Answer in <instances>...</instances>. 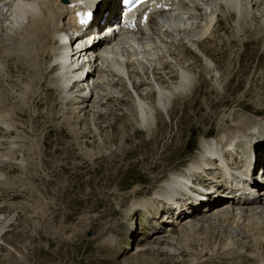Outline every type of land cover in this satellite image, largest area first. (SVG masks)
Instances as JSON below:
<instances>
[{
	"label": "rangeland",
	"instance_id": "1",
	"mask_svg": "<svg viewBox=\"0 0 264 264\" xmlns=\"http://www.w3.org/2000/svg\"><path fill=\"white\" fill-rule=\"evenodd\" d=\"M260 6L251 7V16L241 14L244 19L220 8L218 24L201 42L216 69L196 64L197 56L185 43L174 46L172 38L168 46V34L157 37L174 57L184 59L196 81L190 92L173 99L168 115L159 111L150 134L136 125L132 93L118 100L105 97L96 135L90 122L76 121L69 106L60 105L58 93L48 90L51 77L37 75L29 55L18 53L7 64L2 61L0 96L18 115L14 122L20 130L0 132V159L7 156L0 160V264H252L264 256V211L259 209L242 217L243 226L232 224V215L206 225L195 221L170 240L168 227L153 233V222L132 208L142 200L152 204L160 183L185 170L201 139L235 128L232 114L242 113L243 120L259 108L264 115ZM203 7L209 11V5ZM197 16L196 22L204 20ZM120 49L127 54L131 48ZM171 76L169 82L160 80L165 88L178 79L177 73ZM145 88L139 93L145 94ZM154 95L148 93L153 103ZM209 212L203 215L213 217ZM156 214L150 215L159 223ZM236 250L240 254L229 259L227 254Z\"/></svg>",
	"mask_w": 264,
	"mask_h": 264
},
{
	"label": "bare ground",
	"instance_id": "2",
	"mask_svg": "<svg viewBox=\"0 0 264 264\" xmlns=\"http://www.w3.org/2000/svg\"><path fill=\"white\" fill-rule=\"evenodd\" d=\"M74 1L76 0H65L64 3L60 0H0V4L3 5L5 9L7 8L6 12L10 10L13 14H20L18 18L10 21L7 13L0 10V62L10 60L14 56L17 57L16 54L18 53L29 55L34 63L33 67L35 66L34 71L39 73H36L37 75L43 76L44 74H50L51 87L58 93L60 105L63 107L69 106L70 111L75 115L74 118L76 121L90 122V128L95 131L96 135H99V122L96 123L95 121L98 120L97 118L103 110L101 107L107 104L105 102L106 96L114 95L118 100L127 95V92L132 93L133 96L131 95V100L133 104L130 106V109L132 114L136 116V125L138 128L146 131L147 134H150L154 126L157 125V120L160 119L158 117V114H160L159 111H161V113L164 111L168 115V107L173 99L185 95L192 90V87L194 88L196 81L195 74L190 72L188 68L183 65V58L181 59L180 57L173 56V53L166 47V45L169 46V44L163 46L164 44L162 43L163 45H160V39L157 37L160 38L168 34L167 36L169 38H173V43L181 39L182 43L185 42L192 51L200 56L196 57V64H200L203 68L210 69L215 62L214 59L207 54L201 42L204 36L211 34L210 32L217 17L216 13L220 9V6L222 5L224 8L232 9L238 17L243 18L242 15L247 14L248 16L250 13V7L256 4L258 5L261 1L264 2V0H214L213 5H210V8H208V15H206L208 10L204 9L206 11H203L202 14V7L200 9L198 0H161L162 5H160L159 8L156 6L151 7L147 13V17L142 19V21L140 18H137L135 22H133L134 26H129L128 22H124L122 26H119L117 22H113L115 26L112 28L109 37L104 38L103 41L98 42L93 47V49L99 47L104 48V55L100 59V67L98 68L90 64L88 66L89 73L86 74L85 79L81 80L80 76L76 75L74 88L66 90L59 85L58 77L60 75L50 60L59 48V45L55 43L56 35L61 30L59 23H61L62 19H69L70 9L67 8V4ZM97 10L98 8L95 7L94 14ZM167 13H170L169 15L175 14L176 17L179 18V21L172 22V25L169 24L168 26L165 24V21H161L162 24H159V28L157 27L158 30L156 29L153 32L151 30L153 28L152 25H154V27L157 25L154 18L158 16L166 17ZM197 13L202 15L203 21L196 22ZM117 15L118 12L112 9L108 11L109 19L116 20ZM167 21H169L168 18ZM23 22L25 24H23ZM196 28H198V31H196ZM237 30L238 32L240 31L238 28ZM157 31L159 33H157ZM182 33L187 34V37H184ZM156 35L157 41L153 39H151L153 40L152 43L145 41L149 39L150 36ZM11 41H14L13 45L10 43ZM166 42L168 41L166 40ZM122 44H128L131 48L129 51L125 50L127 54L121 51L120 45L121 48H124ZM5 65L2 64V66H0V72L3 71ZM136 65L139 66L137 70L132 68V66ZM170 65H172L171 70H169ZM215 72L217 71L215 70ZM172 73H177L178 79L175 83H171L168 88H165L160 80L163 79V83L164 80L167 82L171 81ZM94 75L96 77L95 79H93ZM44 76L46 77V75ZM86 78H90L92 82H96L93 90L87 87ZM69 81L70 79H65L63 83L66 84ZM142 86L146 87L144 90L145 94L143 91L139 93ZM148 88L151 89L147 92L146 90H148ZM104 92L105 94H103ZM148 93H151V96L155 94L153 99L154 103L148 100ZM20 98V100H24L22 97ZM6 102L7 100H3L0 96V132L4 129L7 131V135H11L15 133L16 130H20L14 122L15 119L17 120L18 115L14 110L7 108ZM21 105L20 111H23L25 105L23 103ZM241 109L244 108L242 107ZM108 111L109 107H107L106 112ZM241 114L242 113H240V115ZM261 114L262 112L259 111V108L250 113L251 116H245L246 118L243 120L240 119L241 116L238 112L232 114L231 119L233 120V124H236V126H233L235 128L228 127L220 131L217 136L213 138L201 139L199 141V151L190 161L184 172L190 173V175L193 176V182L212 186L213 188H217V190L223 189V182L216 168L205 171L210 172V181L196 175L197 170L200 167L202 168L203 164L214 163V161L209 160L208 157L217 153L219 159H225L227 164L231 166L232 170L230 174L233 173L232 175L245 176L244 173H248L251 166L249 159L250 150L248 147L255 144L259 152L257 155L259 157L264 155V147L260 148V145L264 143V115ZM84 116L86 117L85 119ZM220 121L221 123L225 122V119L222 118ZM232 144L234 145L233 151H228L232 150ZM10 145L13 147L16 146L13 141L10 142ZM18 147L21 146L19 145ZM219 151L221 153H218ZM19 152L22 153L21 149ZM240 152H242V154ZM14 153L15 150L9 147L8 154L13 156L12 154ZM5 157L7 156L1 157L0 160H3ZM182 173L183 172H176L170 174L168 179L160 183L159 189L154 192L155 197L151 200L153 201L152 204L142 200L136 205H132V208L134 207L136 212L141 209V211L148 216L149 222H153V226H151L154 229L152 231L153 233L158 227L162 226V229H164L166 226L168 227V235L166 237L169 239L171 238L170 240H174L175 235L179 236L178 232L181 234L182 230L188 229L195 221H201L202 224L206 225L210 222L209 220L213 221L218 218L223 219V217L224 219H228L229 216L232 215V218H234L232 224L243 226V216L246 215L248 217L264 211V194L252 197L239 196L229 200L221 199L211 204L209 206L210 209L206 212L215 211L212 214L213 217L209 216L206 218L200 213L203 210L197 209L191 216H186L184 219L182 218L180 223L176 226L172 225L173 227H171V224L169 226L162 224V222L164 223V218L160 221L158 220L159 223H155L156 220L150 214L157 211L156 215L160 216L159 219L161 218L162 213L159 215L161 212L159 207L160 200L168 202L172 198L184 194L186 185L181 178ZM255 186L259 188V184ZM190 204L196 207V204H192V202ZM207 205H209V201ZM181 206H184V204L177 201L176 207L179 208ZM244 206H246V208H244ZM223 207H226V210H223ZM220 208H222V210H220ZM234 209L236 213H233ZM171 210L174 213V210ZM163 214H166V212ZM166 220L167 224L174 221L171 215L167 217ZM169 227H171V229H169ZM156 239L158 238L156 237L154 240ZM254 239H256V237ZM140 251H143V249ZM238 252L235 254H230L231 252H229L227 255L229 259H232L233 256H238L240 254V250H238ZM252 264H264V256L262 255V257L258 258L256 263Z\"/></svg>",
	"mask_w": 264,
	"mask_h": 264
},
{
	"label": "snow or ice",
	"instance_id": "3",
	"mask_svg": "<svg viewBox=\"0 0 264 264\" xmlns=\"http://www.w3.org/2000/svg\"><path fill=\"white\" fill-rule=\"evenodd\" d=\"M142 2H146V0H142Z\"/></svg>",
	"mask_w": 264,
	"mask_h": 264
}]
</instances>
